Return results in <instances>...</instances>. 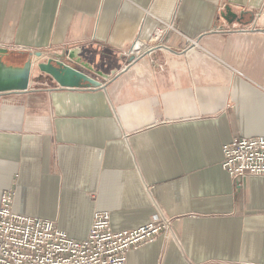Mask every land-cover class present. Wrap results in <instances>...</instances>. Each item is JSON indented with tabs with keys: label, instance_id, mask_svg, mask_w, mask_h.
Instances as JSON below:
<instances>
[{
	"label": "crops",
	"instance_id": "0c3cea01",
	"mask_svg": "<svg viewBox=\"0 0 264 264\" xmlns=\"http://www.w3.org/2000/svg\"><path fill=\"white\" fill-rule=\"evenodd\" d=\"M167 23L162 45L130 54ZM88 44L118 52L121 71L67 59ZM0 47L4 63L42 51L103 84L32 76L0 94V196L13 190L17 212L77 240L96 211L116 231L170 218L127 264H264V176L223 167L225 144L264 135V0H0Z\"/></svg>",
	"mask_w": 264,
	"mask_h": 264
},
{
	"label": "built area",
	"instance_id": "2783aa9c",
	"mask_svg": "<svg viewBox=\"0 0 264 264\" xmlns=\"http://www.w3.org/2000/svg\"><path fill=\"white\" fill-rule=\"evenodd\" d=\"M172 29L173 23L159 27L147 45L136 40L130 54L138 58L146 48L162 45V36ZM187 39L189 49L198 45ZM223 155V167L233 178L264 176V135L234 138L223 146ZM14 200L13 190L0 196V264H127L130 250L154 241L171 225L170 218L156 214L138 228L116 231L110 212L96 211L88 236L77 240L51 219L17 212Z\"/></svg>",
	"mask_w": 264,
	"mask_h": 264
},
{
	"label": "water",
	"instance_id": "95a60500",
	"mask_svg": "<svg viewBox=\"0 0 264 264\" xmlns=\"http://www.w3.org/2000/svg\"><path fill=\"white\" fill-rule=\"evenodd\" d=\"M229 17L236 18L237 14L227 8L225 18L229 20ZM8 51L7 48L0 47V54H7ZM43 56L42 51L32 52L18 66L7 65L0 59V94L29 91L35 66L39 68V75H46L59 87L79 89L103 87L101 81L90 76L85 70L101 78L110 79L117 75L124 65V58L118 52L96 44L78 46L68 51L67 59L85 70L55 58L34 63V59Z\"/></svg>",
	"mask_w": 264,
	"mask_h": 264
},
{
	"label": "rangeland",
	"instance_id": "374dc122",
	"mask_svg": "<svg viewBox=\"0 0 264 264\" xmlns=\"http://www.w3.org/2000/svg\"><path fill=\"white\" fill-rule=\"evenodd\" d=\"M28 57V55L27 56H24V57H21V58H18V59H16V61H15V58L14 57H12V65H15V66H18L19 64H21L26 58ZM38 62H45V61H43V60H41V58L40 59H38L37 60V58L36 59H34V63L35 64H37ZM40 74V72H39V68H38V66H35V68H34V81L36 82V86L35 87H38V88H40V87H44V85H42L41 83H44V82H46V80H45V78L43 77V75H39ZM38 76V77H37ZM49 79V78H48Z\"/></svg>",
	"mask_w": 264,
	"mask_h": 264
},
{
	"label": "trees",
	"instance_id": "16d2710c",
	"mask_svg": "<svg viewBox=\"0 0 264 264\" xmlns=\"http://www.w3.org/2000/svg\"><path fill=\"white\" fill-rule=\"evenodd\" d=\"M5 64H11V63H5ZM13 66H15V65H13Z\"/></svg>",
	"mask_w": 264,
	"mask_h": 264
}]
</instances>
